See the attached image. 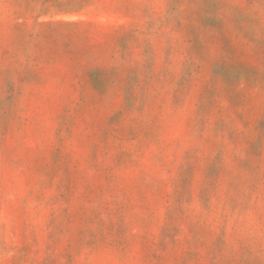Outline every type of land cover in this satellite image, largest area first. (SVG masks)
<instances>
[{"label":"rangeland","instance_id":"374dc122","mask_svg":"<svg viewBox=\"0 0 264 264\" xmlns=\"http://www.w3.org/2000/svg\"><path fill=\"white\" fill-rule=\"evenodd\" d=\"M0 264H264V0H0Z\"/></svg>","mask_w":264,"mask_h":264}]
</instances>
